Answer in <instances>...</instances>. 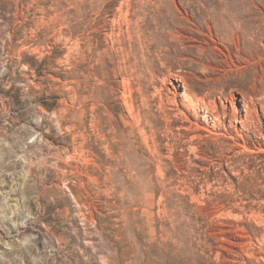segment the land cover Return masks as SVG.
Masks as SVG:
<instances>
[{
    "label": "rangeland",
    "instance_id": "374dc122",
    "mask_svg": "<svg viewBox=\"0 0 264 264\" xmlns=\"http://www.w3.org/2000/svg\"><path fill=\"white\" fill-rule=\"evenodd\" d=\"M0 264H264V0H0Z\"/></svg>",
    "mask_w": 264,
    "mask_h": 264
}]
</instances>
